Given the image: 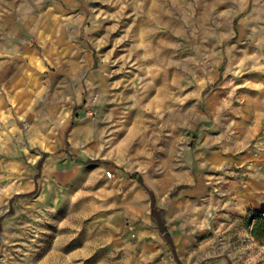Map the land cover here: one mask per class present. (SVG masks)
I'll use <instances>...</instances> for the list:
<instances>
[{
	"label": "rangeland",
	"instance_id": "obj_1",
	"mask_svg": "<svg viewBox=\"0 0 264 264\" xmlns=\"http://www.w3.org/2000/svg\"><path fill=\"white\" fill-rule=\"evenodd\" d=\"M263 218L264 0H0V264H264Z\"/></svg>",
	"mask_w": 264,
	"mask_h": 264
},
{
	"label": "trees",
	"instance_id": "obj_2",
	"mask_svg": "<svg viewBox=\"0 0 264 264\" xmlns=\"http://www.w3.org/2000/svg\"><path fill=\"white\" fill-rule=\"evenodd\" d=\"M96 162H98V161L88 159V160L84 161L83 164L87 165V164H92V163H96ZM136 177L140 180L139 175H133L132 176V178H136ZM150 194H151V200H152V203H151V207H152L151 215H152L153 219H155L157 225L159 226L160 231L164 234V236L167 238L169 243L172 244V237H171V234L168 232V229H167V226H166V220L163 217L164 210L160 209L159 207H157L155 196L152 195V193H150ZM254 214L261 217V214L258 213V212L254 213ZM259 226H260V224L257 225V227H259Z\"/></svg>",
	"mask_w": 264,
	"mask_h": 264
},
{
	"label": "bare ground",
	"instance_id": "obj_3",
	"mask_svg": "<svg viewBox=\"0 0 264 264\" xmlns=\"http://www.w3.org/2000/svg\"><path fill=\"white\" fill-rule=\"evenodd\" d=\"M160 15H161V14H160ZM137 53H138V52H137ZM139 55H140V54H139ZM167 55H168V54H167ZM148 56H149V55H148ZM164 56H165V55H161V54L159 55V57H162V58H164ZM139 57H140V56H139ZM146 58H147V57H146ZM146 58H145V59H146ZM156 58H157V57H156ZM156 58H155V59H156ZM147 59H148V58H147ZM139 61H140V60H139ZM142 61H143V60H142ZM169 61L171 62V60H169ZM141 63H142V62H141ZM149 64H150V63H149ZM166 64H167V63H166ZM147 65H148V64H147ZM167 65H169V64H167ZM145 72H146V71H145ZM160 73H161L160 71H158V74H156V72H155V73H154V74H155V78H157L158 75H160ZM111 76H112V74H111ZM135 76H136V75H135ZM160 76H162V75H160ZM127 77L130 79V78H132L133 76L131 77V75L128 74ZM137 77H138V76H137ZM112 78H113V77H112ZM140 80H142V79H140ZM138 82H139V81H138ZM134 84H135V83H134ZM130 85H131V84H130ZM135 86H136V85H135ZM126 87H127V86H126ZM126 87H124V88L126 89ZM128 90H129V89H128ZM120 94L123 95V97H124L125 99H131V98H133V96H134V95H133V96H130V95H129L130 93H129L128 91H122ZM136 96H137V95H136ZM134 99H135V98H134ZM161 99H162V98H161ZM182 101H184V98H182ZM183 103H185V102H183ZM181 105H182V104H181ZM189 114H190V111H189V108H188V107H184L183 110H182V112L180 113L182 119H184V117L188 116ZM146 128H147V127H145V126L142 127V125H140V126L138 125V130H139V131H140V130H141V131L144 130L145 133H146V132H147V129H146ZM150 131H151V130H150ZM145 133H144V134H145ZM149 133H150V132H149ZM146 134H147V133H146ZM149 135H150V134H149ZM143 137H144V136H142L141 139H142ZM141 141H142V140H141Z\"/></svg>",
	"mask_w": 264,
	"mask_h": 264
},
{
	"label": "crops",
	"instance_id": "obj_4",
	"mask_svg": "<svg viewBox=\"0 0 264 264\" xmlns=\"http://www.w3.org/2000/svg\"><path fill=\"white\" fill-rule=\"evenodd\" d=\"M227 8H231L230 5H228ZM161 11H163V8H161V7H160V9H158V8L156 9V17L159 19V21H161V15H160V14H161ZM224 12H226V10H225ZM221 13H223V11H222ZM33 64L36 65L38 68L42 67V65H41V61H40V60L34 62ZM142 71H147V68H144V70H143V68H142ZM133 98H134V96H133ZM133 98H131V99H133ZM139 177H140V176H139ZM136 179H137L140 183L143 182L142 179H141V177H140V180H139L137 177H136Z\"/></svg>",
	"mask_w": 264,
	"mask_h": 264
}]
</instances>
